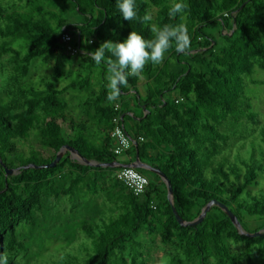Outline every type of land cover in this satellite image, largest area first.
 Masks as SVG:
<instances>
[{
    "label": "trees",
    "instance_id": "1",
    "mask_svg": "<svg viewBox=\"0 0 264 264\" xmlns=\"http://www.w3.org/2000/svg\"><path fill=\"white\" fill-rule=\"evenodd\" d=\"M172 2L135 0L138 17L155 11L142 23L124 20L117 0H0V253L8 264L27 250L17 226L39 223L47 201L74 195L82 185L110 211L97 204L79 213L93 248L75 264H149L156 249L163 250L159 264H264V231L240 233L217 205L200 222L181 225L161 176L135 168L149 181L134 195L116 177L123 167L110 166L118 156L130 163L137 154L159 169L183 221L215 200L244 232L264 228V121L245 89L247 78L264 85L252 78L255 68L264 70V0H184L187 9L174 18ZM164 23H185L190 49L178 53L173 46L162 63L129 76L119 99L109 102L106 62L97 65L84 53L106 40L123 41L130 31L152 39L150 25ZM38 61L49 72L34 80ZM115 120L131 141L121 155L112 151ZM241 128L248 138L234 154L225 153ZM250 143L261 156L255 148L246 156ZM65 145L104 166L80 163L65 150L53 167L23 168L51 163ZM5 167L20 170L5 176ZM260 176L263 185L253 190Z\"/></svg>",
    "mask_w": 264,
    "mask_h": 264
},
{
    "label": "rangeland",
    "instance_id": "2",
    "mask_svg": "<svg viewBox=\"0 0 264 264\" xmlns=\"http://www.w3.org/2000/svg\"><path fill=\"white\" fill-rule=\"evenodd\" d=\"M154 14L155 11L151 10V15L154 16ZM47 66V64L38 61L32 73L33 79L37 80L44 77V75L49 72ZM252 78L255 80L264 79V70L255 68ZM245 89L251 98L253 109L264 121V85L249 83V79L247 78V80H245ZM140 92L141 94L144 93V86L141 85V83ZM166 96L172 97L173 95H171V93H167ZM138 111L139 110L137 109V112ZM126 125H128L127 121ZM250 126L252 125L249 124L247 127L248 130L250 129ZM247 129H245V132ZM233 138V143L231 145L229 144V147L225 152L229 155L235 153L237 143L244 141V139L248 137L244 133V128H241L237 130V133L233 136ZM250 144L247 146L246 156L250 155L253 148L257 149V154L261 156L259 146H254L252 143ZM22 146L26 149V151H28V144L24 143ZM117 160L119 162H127V157L118 156ZM261 185H263V178L260 176L258 184L252 188L253 190L258 191V187ZM89 195L90 193L85 191L83 196L84 199H89ZM94 196L90 195V197H92L91 200H93ZM73 197L75 196L66 195L62 196L56 202L55 200H51L49 202L47 201L46 218L43 219L39 216L40 222L35 225L20 223L17 226L19 237L27 244V250L15 260V264H47L64 257L73 258V262L75 264L77 263L76 259L83 261L88 257L89 253H92L93 247L91 239L81 230L82 222L80 223V220H78L79 218H77L80 217V214H84L85 209L77 206L75 211L71 210V200ZM100 199L102 200V198ZM102 210L104 212H108L110 211V208H107V205H104L102 206ZM106 214L107 213L104 214L105 217ZM54 217L58 220L51 222L50 219ZM156 244L160 247L158 238L156 239ZM150 256L151 261H149V264H159L164 262L163 250L161 249L150 251Z\"/></svg>",
    "mask_w": 264,
    "mask_h": 264
},
{
    "label": "clouds",
    "instance_id": "3",
    "mask_svg": "<svg viewBox=\"0 0 264 264\" xmlns=\"http://www.w3.org/2000/svg\"><path fill=\"white\" fill-rule=\"evenodd\" d=\"M117 7L126 21L139 19L142 23L152 20V15L146 12L138 17L135 0H117ZM188 5L184 0H173L169 8V17L174 18L183 13ZM152 39H145L136 31H130L123 41L106 40L98 48L85 55L100 65L107 64V100L116 101L121 95V87L127 86L129 76L142 74L146 64L158 65L163 62L166 52L175 47L176 52H187L191 47V38L185 23L151 24ZM0 264H8L6 253H0Z\"/></svg>",
    "mask_w": 264,
    "mask_h": 264
},
{
    "label": "water",
    "instance_id": "4",
    "mask_svg": "<svg viewBox=\"0 0 264 264\" xmlns=\"http://www.w3.org/2000/svg\"><path fill=\"white\" fill-rule=\"evenodd\" d=\"M65 150H69V152H70L69 153V156L71 158H73V159H77L80 163H84V164H88V165H101V166H104V164H96L95 162H92V161H89V160L85 159L76 150H73L69 146L65 145L64 147H62L60 149V151L57 153L56 157L54 158V160L51 163H49V164H43V165H39V166L38 165H35V164H29V165L23 166V168H29V167H33V168L53 167L60 160V158L62 157V155L65 152ZM110 166L144 168V169H148V170H150V171L158 174L159 176H161L165 180V182H166V186H167V190H168V197H169V200H170L171 205H172L173 213H174V215H175L178 223L181 224V225H187V224H191L192 225V224H196V223L200 222L203 219V217L205 216L206 212L209 210V208L212 205H217V206L221 207L226 212V214L229 216V218L231 219V221L236 225V227L238 228V230L240 231V233H243V234H245L247 236H258V235H260L264 231V228H262L260 231H257V232H254V233H246V232H244V230L242 229L239 221L232 214V212L230 210H228L226 208V206H224L223 204H221V203H219V202H217L215 200L209 201L201 209V212H200L199 216L196 219H194L193 221H190V222L183 221L181 219V217L178 215V213L176 212V210H175V208L173 206V203H172V188L170 186L169 180L164 177V175L162 174V172L159 169L154 168V167H151L149 164L142 162L139 159V157H138L137 154H136L135 160L132 161V162H130V163H120V162H116L115 163L114 162V163L110 164ZM4 169H5V176L14 175V174L18 173L19 170H20V168H7V167H5Z\"/></svg>",
    "mask_w": 264,
    "mask_h": 264
},
{
    "label": "built area",
    "instance_id": "5",
    "mask_svg": "<svg viewBox=\"0 0 264 264\" xmlns=\"http://www.w3.org/2000/svg\"><path fill=\"white\" fill-rule=\"evenodd\" d=\"M62 39L64 41H69L70 36L65 33L62 35ZM73 52H75V50H73ZM111 136L116 141V144L112 149L116 155H121L129 149L131 141L117 120H115ZM116 177L120 179L134 195L141 194L147 187L149 181L145 175L137 171L134 167H123L118 169L116 171Z\"/></svg>",
    "mask_w": 264,
    "mask_h": 264
},
{
    "label": "crops",
    "instance_id": "6",
    "mask_svg": "<svg viewBox=\"0 0 264 264\" xmlns=\"http://www.w3.org/2000/svg\"><path fill=\"white\" fill-rule=\"evenodd\" d=\"M70 153V152H69ZM77 160V159H76ZM135 160V159H134ZM133 160V161H134ZM93 162V161H92ZM86 191V187L84 186V185H82L81 186V188H79L78 190H76V193L74 194V196L75 197H73V199H72V204H74V202H75V199H77V204H76V206H79L80 208H82V209H85V208H91L92 209V211L96 208V205L98 204V202H99V204L101 205V206H104V204H103V202H104V199L102 198V200L99 198V196L98 197H96V196H94L93 197V200H91V198L92 197H90V195L88 196L89 197V199L88 198H86V199H84V192ZM88 199V200H87ZM72 204H71V206H72ZM96 211V210H95ZM85 212H87V211H85ZM84 212V213H85Z\"/></svg>",
    "mask_w": 264,
    "mask_h": 264
}]
</instances>
